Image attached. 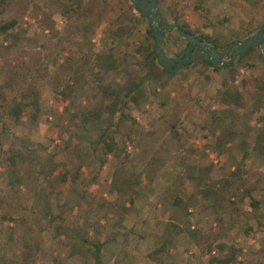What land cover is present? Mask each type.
<instances>
[{
	"label": "rangeland",
	"instance_id": "obj_1",
	"mask_svg": "<svg viewBox=\"0 0 264 264\" xmlns=\"http://www.w3.org/2000/svg\"><path fill=\"white\" fill-rule=\"evenodd\" d=\"M153 1L167 23L221 48L264 21V0ZM132 4L98 0L85 17L75 0H11L0 13L16 20L0 34V264H93L94 241L100 264H264L258 47L233 69L228 56L216 68L195 57L170 75L159 65L124 108L120 151L93 143L106 116L91 113L109 103L102 87L146 75ZM185 45L163 31L166 56ZM108 51L116 67L105 71L95 55Z\"/></svg>",
	"mask_w": 264,
	"mask_h": 264
},
{
	"label": "trees",
	"instance_id": "obj_2",
	"mask_svg": "<svg viewBox=\"0 0 264 264\" xmlns=\"http://www.w3.org/2000/svg\"><path fill=\"white\" fill-rule=\"evenodd\" d=\"M11 2V0H0V13L4 10V8ZM98 0H88L86 1L87 4H83V0H75V14L76 15H84L85 17L90 16L94 12V7L97 4ZM133 8L137 11L138 17L136 21L144 26V33H145V42L144 44L140 47L142 52L145 54L144 55V67L146 68V75H144V78L141 79V81H137L133 77H127L126 80L118 87H111V86H103L102 87V93L109 98V103L104 105L102 108V111L95 112L94 114L91 113V118L97 119L100 117V114H105L106 120L104 123V126L102 127L100 133L96 137V139L93 141L95 145H99L101 153L103 155L106 154H117L120 150L117 148L116 143L114 141V133L122 127L126 121L130 120L132 121L131 117L129 115L124 113V108L127 106L129 102H136L138 96L142 95L143 89V82L147 79L150 78L152 75L156 73V67H159V64L157 63L155 59V55L153 52V44H154V37L152 36V29L146 19V17L137 9L135 5H133ZM157 15H158V23L159 26L162 30V33L165 29H170L169 25L174 24L177 25L179 28L183 29L185 32H187L190 36L194 37H199V38H204L208 42H210L213 45V49L216 50H221L224 47H220L216 44L215 40L208 37L207 35H201L197 36L196 32L187 27L186 24L184 23H179L177 21H173L171 24L167 23L163 19V15L160 12V10L157 9ZM16 23V20L14 18L8 19L6 21L0 22V34L6 33L8 29L12 28L14 24ZM263 34H264V28H263ZM179 35V34H177ZM251 34H248V36ZM180 36V35H179ZM247 37V35H246ZM183 38V37H182ZM245 38V36H244ZM185 40V39H184ZM186 41V40H185ZM236 41V40H233ZM161 46H162V41H161ZM257 46H252L249 49H247L244 53L235 56L234 59H228L227 63L223 65L224 69L229 68L233 69L234 68V63L239 62L243 57H245L248 53L254 51ZM198 62H200L203 67H215V65H212L210 60L205 59L203 57H199ZM95 62L96 64L102 68L103 70H110L114 69L116 67L115 60L113 59V56L111 52H100L95 55ZM192 63V60L189 62H186L183 64V66H188ZM263 65V64H262ZM264 67V65H263ZM160 70L167 74L170 75V73L166 72L164 69L160 68ZM258 88L261 91H264V76L262 79H260ZM225 101L230 100V99H235L234 96L230 93L229 90H224L223 92V98H225ZM12 113L14 115H17L19 113L18 108H14L12 110ZM255 151L258 153H262L264 149V131H261L255 136L254 139V148ZM102 162V161H101ZM45 166H53L55 165V161L52 159V157H48V159L44 163ZM252 205L256 204V201L251 202ZM168 231V230H167ZM169 235V233H168ZM169 243V237H165L163 241H161L160 245L153 250V254H156L158 252H162L163 250H166V247ZM91 249H92V256H93V264H100L99 263V258H100V248H101V243L98 241H94L90 244ZM230 258H225L222 260H216L218 264H226Z\"/></svg>",
	"mask_w": 264,
	"mask_h": 264
},
{
	"label": "water",
	"instance_id": "obj_3",
	"mask_svg": "<svg viewBox=\"0 0 264 264\" xmlns=\"http://www.w3.org/2000/svg\"><path fill=\"white\" fill-rule=\"evenodd\" d=\"M133 5L146 17L151 29L152 36L154 37L153 52L157 63L162 69L168 73H173L178 70L184 63L189 60V51L192 50L195 45L203 46L204 49L196 50L193 54H198L197 57H203L210 60L212 65H219L221 67L222 59L225 56L233 59L235 56L244 53L252 46H257L259 49V60L264 65V21L260 24L256 33L251 34L241 40H236L228 43L220 51H215L213 46L204 38L190 36L183 29L177 25L171 24L169 27L173 29L177 34L186 40V46L174 57L170 58L166 56L161 47L162 30L158 23L157 7L153 0H130Z\"/></svg>",
	"mask_w": 264,
	"mask_h": 264
},
{
	"label": "flooded vegetation",
	"instance_id": "obj_4",
	"mask_svg": "<svg viewBox=\"0 0 264 264\" xmlns=\"http://www.w3.org/2000/svg\"><path fill=\"white\" fill-rule=\"evenodd\" d=\"M186 44H187V43H186ZM185 46H186V45H185ZM185 46H184V47H185ZM200 49L206 50V49L203 48V46L195 45L194 48H193V51H192V50L189 51V55H188L189 60H188L187 62H189V61L193 60L195 57H197L198 54H193V52L196 51V50H200ZM176 55H177V54H176ZM176 55H175V56H176ZM175 56H174V57H175ZM174 57H172V58H174ZM182 66H183V65H182Z\"/></svg>",
	"mask_w": 264,
	"mask_h": 264
}]
</instances>
